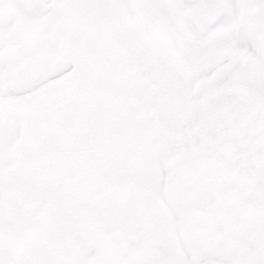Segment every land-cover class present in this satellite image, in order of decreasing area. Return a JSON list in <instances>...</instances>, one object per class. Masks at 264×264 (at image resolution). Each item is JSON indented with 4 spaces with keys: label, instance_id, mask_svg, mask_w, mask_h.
Listing matches in <instances>:
<instances>
[{
    "label": "snow or ice",
    "instance_id": "obj_1",
    "mask_svg": "<svg viewBox=\"0 0 264 264\" xmlns=\"http://www.w3.org/2000/svg\"><path fill=\"white\" fill-rule=\"evenodd\" d=\"M0 264H264V0H0Z\"/></svg>",
    "mask_w": 264,
    "mask_h": 264
}]
</instances>
